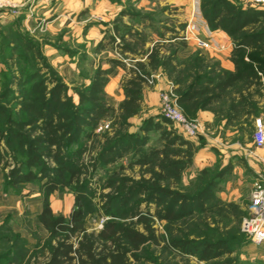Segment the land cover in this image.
I'll return each instance as SVG.
<instances>
[{
    "label": "rangeland",
    "instance_id": "obj_1",
    "mask_svg": "<svg viewBox=\"0 0 264 264\" xmlns=\"http://www.w3.org/2000/svg\"><path fill=\"white\" fill-rule=\"evenodd\" d=\"M196 1H199L201 8L203 0H0V104L6 106L13 118H19L17 98L34 80V76L46 77L49 87L54 84L52 80L57 78L70 88H82L89 83L98 66L111 64L107 60L109 57L120 59L128 67L136 66L130 52L144 50L142 43L148 35L145 31L147 21L156 33L166 24L174 28L178 25L180 30L184 28L185 31L189 19L182 23L175 20L182 14L189 13L191 16ZM140 28L141 32H137L136 29ZM25 42H29L31 47L26 46ZM169 48L173 49L174 45ZM125 49H129V54L124 53ZM163 58L165 55L159 56L160 61ZM174 61L175 65L180 63L176 59ZM110 70L112 72L113 68ZM171 71L173 77L179 75L170 68L166 73ZM163 72L162 69L151 74L153 85L163 80ZM74 96L77 101L78 96ZM109 103L117 107V102ZM114 119L112 116L104 120L95 136L84 135L71 146L77 161L89 166V171L82 175L88 180L84 191V210L91 222L88 231L98 232L109 218L121 223L135 222L136 228L143 231V224L137 223L138 217L156 211L155 202L147 200V191H135L127 204L116 202L109 212L108 199L121 186V176L145 185L155 179L151 165L141 163V160L142 153L147 149L161 146L160 129L155 126L163 119L161 108L158 103L145 100L140 112L131 117L125 126L114 125ZM5 121V116L0 117L1 128H5ZM150 122L153 123L152 128H149ZM120 130L128 137L121 144L128 148L113 161H98L101 150ZM136 139L143 144H139V148ZM94 163L97 164L95 169L92 167ZM215 164L207 176H195L187 168L179 181L166 175L168 177L161 178L160 184L183 193H195L203 182L202 178L211 179L220 172V161ZM11 168V164L6 167L0 165V173L3 174L1 187L10 195L18 196L24 208L21 215L9 213L0 221L1 261L6 262L11 258L10 264H33L35 259L43 258V252L55 243V239L49 238L38 218L30 219L29 206L37 202L32 200L40 198L43 203L41 181L27 182L13 189L7 186L5 177ZM219 178L221 180L217 182L221 189V182L230 180V173ZM110 181L115 182L110 185ZM34 194L38 197H29ZM249 199L248 193H245L240 203L242 207H229L223 212L196 211L175 224L161 222L154 217L152 225L156 234L165 239L171 236L195 240L228 239L229 252L216 259L215 262L219 264L224 261H231V264H264L263 244L252 243L242 230ZM49 201L52 209L70 211L75 202L73 187L52 193ZM163 245L164 242L146 244L138 252L139 258L131 257L129 264H210L199 261L195 255L172 252Z\"/></svg>",
    "mask_w": 264,
    "mask_h": 264
},
{
    "label": "trees",
    "instance_id": "obj_2",
    "mask_svg": "<svg viewBox=\"0 0 264 264\" xmlns=\"http://www.w3.org/2000/svg\"><path fill=\"white\" fill-rule=\"evenodd\" d=\"M202 11L212 30L222 29L235 41L232 60L236 71L229 74L230 84L238 79L257 80L259 71L264 73V48H258V41L264 40V25H257L260 12L230 0H203ZM249 25L254 28L251 32L245 29ZM25 44L31 47L29 42ZM158 55L154 48L150 55L152 64L161 63L165 67L170 63V59L160 61ZM195 59V70L187 73L185 78L181 75L173 77L170 72V78L177 85L174 86L176 102L189 118H194L198 109L207 107L211 102V87L200 84L204 79L210 82L204 67L205 59L202 56ZM113 62L123 65L118 60ZM110 71L99 66L89 83L82 88H70L57 78L52 80L54 84L49 87L46 77L34 76V80L17 98L19 118H13L6 106L0 104V117H6L5 128L0 127V165H13L5 175L7 186L16 189L27 182L41 181L44 194L42 210L37 218L49 238L55 239V243L43 252V258L35 259L33 264H129L131 257L138 259V252L151 242H164L163 247L172 252L195 255L199 261L219 264L215 262L216 259L229 252L228 239L195 240L173 236L165 239L156 234L152 225L154 217L161 222L175 224L196 211L223 212L229 207L233 208L232 203L220 200L214 193L217 180L227 172L226 169L211 179L202 178L199 189L192 194L160 184L161 178L168 176L179 181L184 170L192 163L196 151L195 144L163 117L155 124L160 129L161 146L147 149L142 153L141 160V163L151 165L155 179L145 185L121 176V186L108 199L107 212L116 202L127 204L135 191H147V200L155 202L156 211L138 217L137 223H142L144 230L136 228L135 222L121 223L109 218L98 232L88 231L91 222L84 210V191L88 180L82 175L89 171V166L77 161L71 146L84 135L95 136L101 123L112 116L115 118L114 125L125 126L131 117L140 112L142 90L151 75L142 66L132 68L131 76L123 85L126 98L115 108L107 100L105 92ZM216 87H221V83H217ZM74 95L78 96L77 101ZM152 124L149 123V128H152ZM127 138L120 130L101 150L98 161L110 162L121 155L128 148L121 142ZM135 143L138 148L142 144L138 139ZM96 165L94 163L92 167L95 169ZM208 174L209 170L202 172V176ZM114 182L110 181L109 184L113 185ZM68 186L74 189V205L67 215L55 214L49 197ZM10 263L11 258L3 262L0 256V264ZM222 264H231V261Z\"/></svg>",
    "mask_w": 264,
    "mask_h": 264
},
{
    "label": "crops",
    "instance_id": "obj_3",
    "mask_svg": "<svg viewBox=\"0 0 264 264\" xmlns=\"http://www.w3.org/2000/svg\"><path fill=\"white\" fill-rule=\"evenodd\" d=\"M230 1L242 5L244 8L251 7L246 4L245 0ZM252 8L260 12L257 16V25H264V7ZM177 18L175 21L182 23L186 19L190 20L192 15L190 16L189 13L182 14ZM206 22L208 24L207 20ZM149 23L147 21L145 25V31L148 35L142 43L144 50L132 51L134 53L130 52V55L136 60V66H142L150 71L151 74L162 69L165 73L163 72V80H159L155 85L144 84L141 108L145 100L150 101V103H158L161 108L160 91L167 89L170 84L177 86L170 78V73H166L168 68L185 78L187 73H192L195 70V58L204 57V67L210 82L204 79V82L201 81L200 84L209 85L212 90L209 95L211 97L210 104L205 108L198 109L195 113L194 119L200 124L201 131L195 137H189L182 128L172 124L178 132L182 133L196 146L193 161L187 168L195 173V176H198L202 175L204 170H210L219 160L220 171L226 169V173H230V180H223L221 182L223 187L220 189L217 186L214 189V193L220 200L232 203L233 208L242 207L240 203H242L245 193H248L249 198H251L254 179L259 173L264 174V146L258 148L254 140L256 122L260 120L264 126V73L261 75L259 71L260 77L257 80L238 79L230 84L229 74L236 71V65L232 60L235 41L226 31L211 29L223 46L221 50H202L196 46L193 39L184 38V28L180 30L178 25L174 28L166 24L156 33ZM251 26L249 25L245 29L251 32L254 29ZM136 31L141 32V28L139 30L136 29ZM202 33L205 36V33ZM258 44L259 49L264 48V40L258 41ZM171 45H174L173 49L169 48ZM154 48L159 52L158 59L162 54L165 55L163 60L170 59V63L167 66L164 67L161 63L155 66L150 64V55ZM128 51L129 49H125L124 53L129 54ZM175 59L180 61V63L175 65ZM107 60L111 64L107 63V66L102 65L101 67L104 69L113 68V71L109 73L105 92L107 100L109 102H117L116 108H118L120 102L126 98L123 87L124 82L131 76V69L136 66L128 67L118 58L109 57ZM113 60H118L123 65L116 64ZM200 73L202 74V72ZM171 74L173 76L172 71ZM190 81L191 78L188 79V82ZM217 83H221V87H216ZM2 178L3 174L0 173L1 222L9 213H13L14 216L21 215L24 208L21 204L22 200H19L18 196L10 195L8 191L1 187ZM218 180H221V178ZM29 197L38 196L34 194V196ZM26 200L27 196L24 197V202ZM32 201H37L38 204L36 202L34 206H29L31 210L30 219H37L38 214L42 210L41 199L34 198ZM248 205L249 203L245 207L246 212ZM53 211L55 214L62 213L64 215L70 212L55 208H53ZM261 244L264 247V242Z\"/></svg>",
    "mask_w": 264,
    "mask_h": 264
},
{
    "label": "built area",
    "instance_id": "obj_4",
    "mask_svg": "<svg viewBox=\"0 0 264 264\" xmlns=\"http://www.w3.org/2000/svg\"><path fill=\"white\" fill-rule=\"evenodd\" d=\"M245 2L251 7H264V0H245ZM202 32L205 33V36ZM184 38L193 39L202 50L219 51L223 47L207 24L199 1L193 9L192 18L186 25ZM260 74L263 73L260 72ZM153 83V75H150L147 78V84L151 86ZM176 96L173 84L160 91L162 117L182 128L187 136L195 137L201 131V126L196 120L185 114L177 104ZM254 140L258 148L264 146V126L260 120L256 122ZM242 230L252 243L261 244L264 242V174L262 173H259L254 179L250 202L242 221Z\"/></svg>",
    "mask_w": 264,
    "mask_h": 264
}]
</instances>
